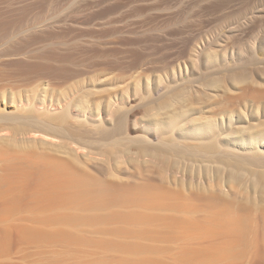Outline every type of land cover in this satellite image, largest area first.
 I'll list each match as a JSON object with an SVG mask.
<instances>
[{
    "label": "rangeland",
    "instance_id": "rangeland-1",
    "mask_svg": "<svg viewBox=\"0 0 264 264\" xmlns=\"http://www.w3.org/2000/svg\"><path fill=\"white\" fill-rule=\"evenodd\" d=\"M31 102L91 180L0 157V264H264V0H0V112Z\"/></svg>",
    "mask_w": 264,
    "mask_h": 264
},
{
    "label": "bare ground",
    "instance_id": "bare-ground-1",
    "mask_svg": "<svg viewBox=\"0 0 264 264\" xmlns=\"http://www.w3.org/2000/svg\"><path fill=\"white\" fill-rule=\"evenodd\" d=\"M57 102V101H56ZM67 103V102H66ZM40 105V104H39ZM38 104H36L35 102H31V104H30V106L29 107H26V106H24V105H22V106H20V108L21 109H24V110H26V111H28L29 113H25V114H17V115H7V114H3L2 112H0V131H2V130H9L10 129V131H12V134L10 135V136H2V137H0V157H3L2 158V160H6V163H8V160H10L9 162H11V159H15V158H11V156L12 157H14L13 156V153L15 152V154H16V151L17 152H19L18 153V156L17 157H19L20 158V155L22 154L23 155V157H24V159H26L27 157H25V156H28L29 157V159H27V160H30V157H32L31 158V160L30 161H32V159L35 161V159H40V160H38V166H40V164L41 165H44V166H42V168L44 167V171L46 170L47 171V175L49 174L50 175V178L49 179H51V177H53V179H54V177H55V180L56 179H59V178H61L60 180L61 181H63V182H65L64 183V185H66V186H70L71 184H73L74 185V187H75V184H76V186L78 185V186H80V183L83 181H85V182H87L88 183V180H89V182H90V178L89 177H87L86 176V174H81L80 173V171H81V168L79 169V170H74V164H76L77 163V158H78V155L77 156H74L76 153L75 152H77V151H75L74 149H72L73 147H71V145L72 144H70V141H68V140H66L67 138H68V136L65 138V139H63V134H65V133H61V132H63V131H61L62 129H60L61 128V123H63L64 121H66L65 119H67V117L69 116V111H68V109L66 108V107H64V106H62V108L61 109H59V110H57L56 112H55V110L53 109L52 111L50 110V108H47V106L45 107H41V106H39ZM64 105H66V104H64ZM54 106V105H53ZM50 107H52L51 105H50ZM54 111V112H53ZM97 111V110H96ZM97 114V113H96ZM99 114V113H98ZM98 116V115H97ZM11 120H14L15 122H18V124L21 122V121H28V122H26L27 123V125H24L25 127H20L19 125V127H16V125L14 124V123H11ZM21 120V121H20ZM13 125H15V126H13ZM210 126V125H209ZM60 127V128H59ZM138 130H136V129H132V130H130V132H137ZM9 132V131H8ZM27 133H34V135L35 134H41V135H43V136H45V137H49V138H60L61 139V141L60 142H58V144H56V143H52V142H50V141H44V140H46V139H44V138H40V139H36L34 136H31L30 138L27 136ZM17 135H19V136H21V137H19V138H17ZM26 135V136H25ZM68 135V134H67ZM65 137V136H64ZM48 139V138H47ZM69 139H72V138H69ZM209 139V138H208ZM74 141V140H73ZM73 141H71V142H73ZM77 141H79V139L77 140ZM82 141H84V140H82ZM78 145L80 144V143H78V142H76ZM202 143V142H201ZM205 143V142H204ZM203 143V144H204ZM74 144H75V142H74ZM83 144H85V143H83ZM87 144V143H86ZM85 144V145H86ZM43 145V146H42ZM47 145V147L48 146H50V147H53L54 148V150L55 151H60V152H64V154H66L67 156V158L65 157V159H63V158H60V157H56V156H53V154L51 155L50 153H49V151L47 152L45 149H49V148H45L44 146H46ZM76 145V144H75ZM78 145H76V146H78ZM81 145V144H80ZM79 145V146H80ZM12 146H16V150H15V148L14 147H12ZM78 146V147H79ZM202 146V145H201ZM77 147V148H78ZM82 147H84V146H82ZM81 147V148H82ZM86 147V146H85ZM204 147V146H203ZM43 148H45L44 150H43ZM80 148V147H79ZM52 149V148H51ZM89 149V148H88ZM11 150H13V153L12 154H9L10 152H11ZM44 151H46V152H44ZM72 151H74V154H73V152ZM90 152V151H89ZM21 153V154H20ZM59 153V152H58ZM78 153V152H77ZM14 154V155H15ZM60 154V153H59ZM11 155V156H10ZM22 155H21V157H22ZM25 155V156H24ZM57 155V154H56ZM8 156V158L10 157L11 159H8V158H6ZM58 156H60V155H58ZM85 156V155H84ZM22 157V158H23ZM34 157V158H33ZM62 157V156H61ZM6 158V159H5ZM76 158V159H75ZM95 158V157H94ZM18 159V158H17ZM41 160H42V163H40L41 162ZM76 160V161H75ZM14 161V164H15V160H13ZM76 163H75V162ZM80 161V160H79ZM36 162V161H35ZM19 163H21V162H19ZM27 163H29L28 161H27ZM14 164L12 163V165L14 166ZM30 164H31V162H30ZM32 164H33V161H32ZM5 166L7 165V164H4ZM9 165H11V164H9ZM8 165V166H9ZM11 165V166H12ZM18 165V164H17ZM78 165H81V164H79L78 163ZM11 166H9V167H11ZM16 166V165H15ZM19 166V165H18ZM20 167V166H19ZM37 167V166H36ZM41 167V166H40ZM6 168V167H5ZM8 168V167H7ZM12 168V167H11ZM14 168V167H13ZM39 168V167H38ZM37 168V169H38ZM77 168V167H76ZM4 169V168H3ZM7 170V169H6ZM8 170H9V168H8ZM12 170V169H11ZM17 170V169H16ZM26 170H28V169H26ZM40 171H42L41 169H39ZM82 170H84V169H82ZM86 170V169H85ZM2 171V170H1ZM76 171H79V174H78V172L76 173ZM89 171V170H88ZM15 172V171H14ZM13 172V173H14ZM19 172V171H18ZM22 172H24L23 170H22ZM83 172V171H82ZM7 173V172H6ZM39 173V172H38ZM45 173V172H44ZM85 173H87V172H85ZM81 174V175H80ZM89 174V173H88ZM4 175H6V174H4ZM8 175V174H7ZM16 175V174H15ZM27 175V174H26ZM30 175V174H29ZM46 175V176H47ZM48 175V176H49ZM90 175H91V173H90ZM12 176H14V175H12ZM31 176V175H30ZM42 176V175H41ZM43 176H44V174H43ZM46 176H45V178H46ZM1 177V176H0ZM7 177V176H6ZM10 177V176H9ZM28 177V176H27ZM32 177V176H31ZM3 178H4V176H3ZM3 178H2V181H3ZM25 178V177H24ZM34 178H37V177H34ZM41 178V177H40ZM53 179H52V181H53ZM63 179V180H62ZM6 180V179H5ZM16 180V179H15ZM14 180V181H15ZM41 180V179H40ZM51 181V180H50ZM49 181V182H50ZM81 181V182H80ZM92 181H93V179H92ZM0 182H1V179H0ZM22 182V181H21ZM46 182V181H45ZM44 182V183H45ZM49 182H47V183H49ZM55 181H53L52 182V184L54 183ZM57 182V181H56ZM55 182V183H56ZM62 182V183H63ZM66 182H68V183H66ZM78 182H80L79 184H78ZM83 182H82V184H83ZM3 183H4V181H3ZM8 183V182H7ZM15 183V182H14ZM46 183V184H47ZM2 184V183H1ZM10 184V183H9ZM22 184V183H21ZM24 184V183H23ZM81 184V185H82ZM92 184V183H91ZM96 185V183L94 182L93 183V185ZM16 185H18V184H16ZM50 185V184H49ZM54 185V184H53ZM52 185V186H53ZM57 185V184H56ZM73 185L70 187V189L71 188H74L73 187ZM86 186L88 185V184H85ZM10 186V185H9ZM44 186V185H43ZM46 186V185H45ZM45 186H44V188H45ZM47 186H48V184H47ZM55 186V185H54ZM66 186L64 187V188H66ZM68 186V187H69ZM90 187H92V190H93V187L94 186H91V185H89ZM89 186H88V188H89ZM23 187V186H22ZM51 187V186H50ZM59 187V186H58ZM61 187V186H60ZM81 187V186H80ZM80 187H76V189H78V188H80ZM82 187H83V185H82ZM98 187V186H97ZM96 187V188H97ZM52 188V187H51ZM63 188V187H62ZM83 188H85V186L83 187ZM101 188H103L102 186H101ZM6 189V188H5ZM22 189V188H21ZM54 189V188H53ZM58 190H59V188H57ZM81 189V188H80ZM3 191H4V189H2ZM55 190V189H54ZM57 190V192H59ZM62 190H64V189H62ZM86 190H88V189H86ZM85 189H81V190H78V196H79V194H80V191L81 192H83V191H86ZM3 191H1V192H3ZM24 191V190H23ZM53 191V190H52ZM75 192H76V190H74ZM93 191H95V190H93ZM5 192V191H4ZM38 192H40V191H38ZM64 192V191H63ZM88 192V191H87ZM86 192V193H87ZM97 192V191H96ZM99 192H101V191H99ZM107 192V191H106ZM169 192V191H168ZM19 193V192H18ZM71 194H72V192H70ZM84 194H86L85 192H83ZM83 193L81 194V195H83ZM89 193H91V189H89ZM89 193H87L86 194V196L89 194ZM163 193V192H162ZM166 193V192H165ZM172 193V192H171ZM170 193V194H171ZM175 193V192H174ZM1 194V193H0ZM8 194V193H7ZM12 194V193H11ZM16 194V193H15ZM39 194V193H38ZM52 194V193H51ZM54 194V193H53ZM176 194V193H175ZM182 194V193H181ZM41 195V194H40ZM98 195V194H97ZM101 195V194H100ZM108 195V194H107ZM164 195V194H163ZM162 195V196H163ZM167 195V194H166ZM166 195H164V196H166ZM173 195V194H172ZM178 195V194H177ZM184 195V194H183ZM8 196V195H7ZM11 196H13V195H11ZM66 196V195H65ZM70 196V195H69ZM71 196H73V195H71ZM70 196V197H71ZM85 196V195H84ZM99 196V195H98ZM97 196V197H98ZM109 196V195H108ZM169 196V195H168ZM15 197V196H14ZM13 197V198H14ZM68 197V196H67ZM83 197V196H82ZM81 197V198H82ZM102 197V196H101ZM104 197V196H103ZM105 197H106V195H105ZM169 197H171V196H169ZM173 197V196H172ZM178 197V196H177ZM5 198V197H4ZM8 198V197H7ZM33 198V197H32ZM49 198H50V196H49ZM48 198V199H49ZM58 198H60V197H58ZM76 198V197H75ZM80 198V199H81ZM166 198H168V197H166ZM165 198V199H166ZM174 198H176L175 196H174ZM11 199V198H10ZM17 199V198H16ZM55 199V197L53 198V200ZM95 199V198H94ZM104 199V198H103ZM106 199V198H105ZM104 199V200H105ZM117 199V198H116ZM154 199V198H153ZM164 199V198H163ZM170 199V198H169ZM178 199V198H177ZM176 199V200H177ZM19 200V199H18ZM21 200V199H20ZM52 200V202H54ZM62 200V199H61ZM64 200V199H63ZM87 200V199H86ZM175 200V201H176ZM181 200H183V198L181 199ZM94 201V200H93ZM113 201V200H112ZM157 201V200H156ZM15 202V201H14ZM51 202V201H50ZM48 203L49 204V208L47 209V208H45V206H44V208L43 207H41V208H43L42 209V213L44 212L43 210H52L53 208H55L54 206H53V204H55L56 202H54V203ZM85 202V201H84ZM120 202V201H119ZM185 202V201H184ZM17 203V202H16ZM64 203V202H63ZM63 203H62V206H63ZM88 203V202H87ZM110 203V202H109ZM115 203V202H114ZM113 203V204H114ZM180 203H181V201H180ZM47 204V205H48ZM65 204V203H64ZM69 204V203H68ZM93 204V203H92ZM103 204V202L101 203V205ZM107 204V203H106ZM177 204H179V203H177ZM13 205V204H12ZM46 205V207H48ZM56 205V204H55ZM110 205V204H109ZM157 205V203L154 205V206H156ZM161 205V204H160ZM180 205V204H179ZM105 206V205H104ZM184 206V205H183ZM52 207V208H51ZM58 207V209H59V206H57ZM56 207V208H57ZM71 207V206H70ZM78 206H76V208H77ZM103 207V206H102ZM101 207V208H102ZM157 207H159V205L157 206ZM13 208V207H12ZM11 208V209H12ZM40 208V209H41ZM55 208V210H57ZM61 208V207H60ZM73 209H74V207H73ZM88 209V208H87ZM91 209V208H90ZM54 210V209H53ZM63 210H65L66 212H67V210H66V208L65 209H63ZM68 210H69V208H68ZM71 210H72V207H71ZM86 210V209H85ZM11 211H13V210H11ZM58 211V210H57ZM60 211V210H59ZM57 212L58 213V215H56L55 216V213H54V216L56 217V218H58V216L59 217H62L63 218V220H62V223L65 221V220H67V219H64V218H68V217H66V215H64V214H62L61 212ZM79 211V210H78ZM77 211V212H78ZM108 211V210H107ZM53 212H55V211H53ZM65 212V213H66ZM71 212V211H70ZM70 212H68V213H70ZM76 212V213H77ZM115 212V211H114ZM59 213H61L60 215H59ZM64 213V212H63ZM95 213V212H94ZM100 213V212H99ZM103 213V212H102ZM83 214V213H82ZM104 214H105V212H104ZM111 214H113V213H110V215ZM122 214V213H121ZM223 214V213H222ZM72 215V212L70 213V214H68L67 216H71ZM79 215V214H78ZM78 215H75V217H74V220H75V218L77 219V218H80V216L78 217ZM221 215V214H220ZM224 215V214H223ZM53 216V215H52ZM77 216V217H76ZM101 216V215H100ZM219 216V214H217V218H219L218 217ZM46 217V215H44V217L43 218H45ZM49 217H51V215H49ZM49 217H47V218H49ZM91 217H92V215H91ZM145 217V216H144ZM147 217V216H146ZM150 217V216H149ZM213 217V216H212ZM216 217V216H215ZM225 217V216H224ZM235 217V216H234ZM52 218V217H51ZM82 218V217H81ZM94 218H95V216H94ZM93 218V219H94ZM99 218V217H98ZM98 218H96V219H98ZM153 218V217H152ZM183 218V217H182ZM237 218V217H236ZM41 219V218H40ZM83 219V218H82ZM92 219V218H91ZM101 219H102V217H101ZM104 219H105V217H104ZM213 219V218H212ZM234 219V218H233ZM232 218H230V219H226V221L228 220L229 222H235L234 220H233ZM58 220V219H57ZM73 220V221H74ZM78 220V219H77ZM103 220V219H102ZM217 220V219H216ZM225 220V219H224ZM240 220V219H239ZM40 221V220H39ZM43 221V220H42ZM51 224L52 223H54L56 220H54L53 222H51V220L49 219L48 220ZM70 221H72V220H70ZM72 221V222H73ZM76 221V220H75ZM190 221V220H189ZM222 221V220H221ZM241 221V220H240ZM57 223H59V221H56ZM67 222V221H66ZM224 222V221H223ZM45 223H47V221H46V219H45ZM44 223V221H43V224H45ZM57 223H55V224H57ZM237 223H241V225H239V227L240 226H242V221L241 222H239L238 220L236 221V227H238L237 225ZM64 224H66L65 222H64ZM194 224V223H193ZM192 224V225H193ZM235 224V223H234ZM52 225H54V224H52ZM63 225V224H62ZM195 225V224H194ZM224 226H226L227 227V225L228 224H223ZM222 225V226H223ZM39 226H41V225H39ZM43 226V225H42ZM57 226H59V225H57ZM190 226H191V224H190ZM232 226V225H231ZM43 227H46V226H43ZM55 227V226H54ZM60 228H61V225L59 226ZM59 227H57V228H59ZM40 228V227H39ZM48 228V227H47ZM51 228H53V227H51ZM50 228V229H51ZM59 228V230L61 231V229ZM191 228H193L192 226H191ZM241 228V227H240ZM24 229V228H23ZM29 229H31V228H29ZM41 229H42V227H41ZM26 230V229H25ZM47 230V229H46ZM45 229H44V231H46ZM58 230V231H59ZM58 231L56 232V233H58ZM28 232H30V231H28ZM35 232V231H34ZM137 232H138V230H137ZM237 232V231H236ZM32 233V232H31ZM53 233V232H52ZM36 234H38V235H40L38 232L36 233ZM45 234H47V233H45ZM69 234V233H68ZM58 235V234H57ZM138 244V243H137ZM132 246V245H131ZM142 246V245H141ZM144 247V246H143ZM135 248V247H134ZM222 248V247H221ZM224 248V247H223ZM226 248V247H225ZM228 248V247H227ZM151 258V257H150ZM152 258H153V256H152ZM145 259V258H144ZM147 259V261H148V259H149V257L148 258H146ZM145 259V260H146ZM154 259V258H153ZM158 259V258H157ZM156 259V260H157ZM146 262V261H145ZM152 262H154V261H152ZM161 262V261H160ZM149 263V262H148ZM155 263V262H154ZM162 263V262H161ZM141 264V263H140ZM145 264V263H144ZM147 264V263H146ZM157 264V263H156ZM159 264V263H158Z\"/></svg>",
    "mask_w": 264,
    "mask_h": 264
}]
</instances>
